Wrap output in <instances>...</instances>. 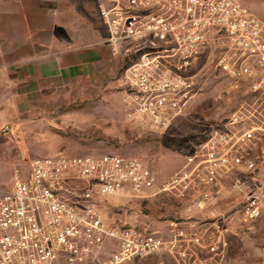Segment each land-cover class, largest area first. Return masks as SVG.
Segmentation results:
<instances>
[{
	"label": "built area",
	"instance_id": "obj_1",
	"mask_svg": "<svg viewBox=\"0 0 264 264\" xmlns=\"http://www.w3.org/2000/svg\"><path fill=\"white\" fill-rule=\"evenodd\" d=\"M97 4L110 42L130 60L119 81L128 122L168 129L201 91L195 69L213 42L227 96L235 91L251 102L215 125L163 181L141 159L115 153L42 157L15 169L0 195V264H127L202 244L194 219L174 223L169 238L116 225L103 212L113 197L168 194L204 211L228 177L243 194L241 222L250 229L264 214V19L241 0ZM221 241L213 235L210 250L218 252Z\"/></svg>",
	"mask_w": 264,
	"mask_h": 264
},
{
	"label": "rangeland",
	"instance_id": "obj_2",
	"mask_svg": "<svg viewBox=\"0 0 264 264\" xmlns=\"http://www.w3.org/2000/svg\"><path fill=\"white\" fill-rule=\"evenodd\" d=\"M241 2L264 19V0ZM217 43H212L211 50L195 69L201 91L198 90L187 110L165 131L147 129L125 119L119 81L130 62L128 58L115 84L63 89L53 98L35 103L26 113L12 114L9 121L0 124V195L10 189L15 169L26 170L37 158L59 155L115 153L137 157L153 169L161 181L168 178L215 125L224 123L232 111L251 102L247 95L235 91L227 96L230 82L215 66ZM262 146L264 137L258 149ZM242 195L234 190L230 179L213 201V207L218 209L221 204L222 214L234 223L236 235L229 248V259L231 264H264V217L252 228H246L241 222ZM105 206V217L116 225L144 231L165 230L168 220L195 211L190 209L189 202L168 194L113 197L106 200ZM209 212L216 213L215 210ZM127 264L172 263L165 257L155 256Z\"/></svg>",
	"mask_w": 264,
	"mask_h": 264
},
{
	"label": "crops",
	"instance_id": "obj_3",
	"mask_svg": "<svg viewBox=\"0 0 264 264\" xmlns=\"http://www.w3.org/2000/svg\"><path fill=\"white\" fill-rule=\"evenodd\" d=\"M125 59L122 48L109 40L97 0H0V124L63 89L117 83ZM229 180L220 181L216 197ZM213 206L168 220L165 230H153L169 238L174 223L194 219L204 236L202 244L184 242L149 258L165 257L172 264H231L234 223L222 214L221 204ZM213 235L222 238L216 253L210 250Z\"/></svg>",
	"mask_w": 264,
	"mask_h": 264
}]
</instances>
